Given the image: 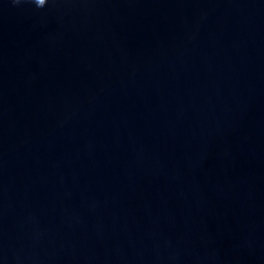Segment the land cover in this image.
Segmentation results:
<instances>
[{
  "label": "water",
  "instance_id": "water-1",
  "mask_svg": "<svg viewBox=\"0 0 264 264\" xmlns=\"http://www.w3.org/2000/svg\"><path fill=\"white\" fill-rule=\"evenodd\" d=\"M0 264H264V0H0Z\"/></svg>",
  "mask_w": 264,
  "mask_h": 264
},
{
  "label": "snow or ice",
  "instance_id": "snow-or-ice-1",
  "mask_svg": "<svg viewBox=\"0 0 264 264\" xmlns=\"http://www.w3.org/2000/svg\"><path fill=\"white\" fill-rule=\"evenodd\" d=\"M39 2H42L43 3V6H44V5H46L47 0H39Z\"/></svg>",
  "mask_w": 264,
  "mask_h": 264
},
{
  "label": "clouds",
  "instance_id": "clouds-1",
  "mask_svg": "<svg viewBox=\"0 0 264 264\" xmlns=\"http://www.w3.org/2000/svg\"><path fill=\"white\" fill-rule=\"evenodd\" d=\"M17 2L19 3V2H20V0H17Z\"/></svg>",
  "mask_w": 264,
  "mask_h": 264
}]
</instances>
